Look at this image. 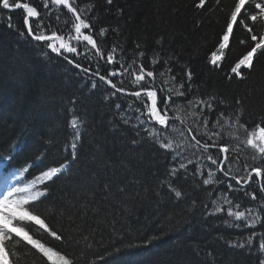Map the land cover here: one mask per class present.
Listing matches in <instances>:
<instances>
[{
    "label": "trees",
    "instance_id": "trees-1",
    "mask_svg": "<svg viewBox=\"0 0 264 264\" xmlns=\"http://www.w3.org/2000/svg\"><path fill=\"white\" fill-rule=\"evenodd\" d=\"M77 2L81 7L94 5L90 13L96 17L94 31L109 29L102 45L105 55L118 45L124 49L126 63H131L143 51L137 67L142 62L148 70H154L156 85L164 86L165 80L175 76L176 83L185 82L187 90L186 73L190 70L191 91L187 99L215 97L219 111H232L237 107L235 100L240 98L244 120L258 122L264 117V56L244 82L227 78L228 67L221 70L209 63L233 0H221L219 7L215 0H205V9L196 7L199 0ZM37 3L45 23L51 25L48 31H67L70 24L64 25V21L70 14H61L57 21L54 10L48 15L41 0H35L33 6ZM12 20L16 30L10 29L6 20L0 22V154H7L9 148L23 142L24 151L15 163L34 162L38 166L30 173L38 174L63 162L71 132L68 121L73 111L82 118L84 136L77 162L49 183L50 199L46 202L56 213L53 223L57 227L63 225L80 240L79 247L70 248L69 252L80 255L85 243L82 237L89 238L91 247L80 264H260L264 260V254L255 248L248 251L229 245L228 241L248 235V229L226 227L225 215L207 214L212 207L209 192L214 200L220 192L227 191L225 185H218L219 191L202 185L200 177L191 175L190 165L189 173L178 180L184 198L177 200L169 193L166 180L172 166L171 154L153 144L137 124L136 113L128 107L134 97H112L113 90L99 84L98 77L86 76L53 53L45 57L46 49L19 35V31H25L22 10L12 13ZM234 34L236 39L230 40L231 51L227 52L229 61L240 56L245 47L238 43L244 38L243 30L234 26ZM156 54L160 59L153 66ZM69 58L77 59L71 54ZM79 59L83 66L95 70L94 63ZM101 65L100 73L107 75L112 66L104 67L103 61ZM161 72L165 75L160 76ZM118 79H123L128 91L137 90L130 78H113V82ZM92 80H97L95 89ZM174 99L177 104L185 102L183 97ZM176 115L186 119L184 111ZM126 117L130 123L124 122ZM214 119L212 114L210 120ZM173 136L179 141L178 134ZM244 139L241 135L242 150ZM41 153L45 156L42 162L36 160ZM236 195L244 198L243 193ZM255 231L264 229L257 225ZM121 241L124 245L141 246L124 249L118 256L109 255L114 247L122 246ZM145 241L150 243L145 246ZM38 256L37 253L35 257L22 258L21 264H41Z\"/></svg>",
    "mask_w": 264,
    "mask_h": 264
},
{
    "label": "snow or ice",
    "instance_id": "snow-or-ice-1",
    "mask_svg": "<svg viewBox=\"0 0 264 264\" xmlns=\"http://www.w3.org/2000/svg\"><path fill=\"white\" fill-rule=\"evenodd\" d=\"M112 2L107 0L108 4ZM215 2L218 7L221 5V0ZM34 3L35 0H0V22L6 20L7 26L16 30L12 13L22 10L25 31H19V35L30 38L46 49L45 57L53 53L86 76L98 77L99 84L113 90L110 93L112 97L117 94L134 97L128 107L136 113L134 119L137 124L143 127L153 144L171 154L172 166L166 180L169 193L174 194L177 200L184 198L185 193L178 180L181 175L189 173L190 165L191 175L193 178L200 177L202 185L212 186L214 191H219L218 185H225L227 191L220 192L214 200L209 192L212 207L207 214H223L226 216L223 220L226 227L249 230L248 235L228 241L231 247L248 251L255 248L264 254V231H255L257 225L264 229V117L258 122L244 120V105L240 98L235 100L237 107L232 111L227 108L219 111L215 97L187 99L191 91L190 70L186 73L187 90L185 82L176 83L175 76L165 80L164 86L156 85L154 70H148L142 62L137 67L138 58L144 56L143 51L131 63H126L124 49L118 45H113L105 55L102 45L109 29L102 27L94 31L96 17L90 16L94 8L92 4L81 7L77 0H41L48 15L55 11L57 21L61 14H70L64 21V25L70 24L65 32L62 29L48 31L51 25L45 23L40 4L33 6ZM196 7L205 9V0H199ZM220 10L224 9L221 7ZM225 25L211 51L209 63L221 70L228 67L227 78L244 82L250 73L255 72L257 63L264 56V0H233ZM234 26L237 30H243L244 38L238 43L245 47L240 56L229 61L227 52L231 51L230 40L236 39ZM136 48L139 49L140 45L137 44ZM69 54L77 59H70ZM79 58L94 63L95 70L83 66ZM159 59V54H156L152 60L153 66ZM101 61L106 68L112 66L107 75L100 73ZM167 72L171 73V68ZM159 75L164 76L165 73ZM122 77L130 78L131 85L137 90L128 91L123 79L113 82V78ZM96 87L97 80H92V88ZM174 97H183L185 102L177 104ZM116 107L120 109L121 106L117 104ZM179 111H184L190 122L176 115ZM212 114H215L214 120H210ZM124 122L130 123L131 119L126 117ZM68 127L71 132L64 147L66 155L63 162L47 167L38 174L30 173V169L38 166L34 162L15 163L16 157L24 151L23 142L13 145L7 154H0V264H21L22 258L35 257L37 253L41 264H80L91 247L87 243L89 238L85 236L82 237L85 243L80 255L69 252L70 248L79 247L80 240L65 230L63 225L57 227L53 223L56 213L46 203L50 199L49 183L69 171L78 159L84 122L75 111L68 121ZM174 133L178 134L179 141L173 136ZM241 135L245 137L243 150L239 146ZM43 158L45 156L41 153L36 160L42 162ZM217 173H222V176H217ZM237 193H243L247 199L238 197ZM195 203L193 201V206ZM203 206L208 209L207 204ZM254 242L258 243V247ZM147 243L150 241H145L144 245ZM121 245L114 247L109 255L118 256L124 249L141 246L124 245L122 241ZM260 264H264V260Z\"/></svg>",
    "mask_w": 264,
    "mask_h": 264
}]
</instances>
